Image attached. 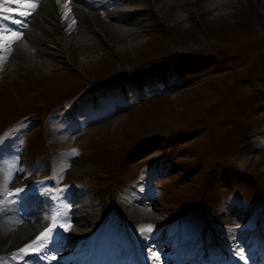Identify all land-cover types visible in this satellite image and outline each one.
Returning a JSON list of instances; mask_svg holds the SVG:
<instances>
[{"label":"rangeland","instance_id":"obj_1","mask_svg":"<svg viewBox=\"0 0 264 264\" xmlns=\"http://www.w3.org/2000/svg\"><path fill=\"white\" fill-rule=\"evenodd\" d=\"M139 1L148 10L123 28L134 34L116 37L88 14L76 25L90 53L0 71V213L25 192L16 189L33 190L49 208L43 228L53 217L61 224L51 187L71 188L99 228L80 237L60 229L59 240L81 247L101 233L102 260L126 246L134 257L136 248L167 253L147 245L168 229L173 243L199 248L264 217V0ZM42 29L37 42L58 39L56 27ZM140 199L160 211L135 220ZM131 224L153 225L151 238L133 236ZM8 256L0 264L21 260Z\"/></svg>","mask_w":264,"mask_h":264},{"label":"bare ground","instance_id":"obj_2","mask_svg":"<svg viewBox=\"0 0 264 264\" xmlns=\"http://www.w3.org/2000/svg\"><path fill=\"white\" fill-rule=\"evenodd\" d=\"M151 1L155 4L158 0ZM31 2H36L37 7L35 11L27 17V27L20 29L23 32V37L13 44L10 51L7 53L0 47V71H2V73L7 71L12 72L19 66L40 69L45 66L47 58H62L65 50L70 52L72 58L78 53H90L93 46L85 42L88 41L87 39L79 36V28L77 27L78 25H76V22L85 20L88 14H91L93 17H100L103 23L109 21L110 29L114 31L115 36L124 39L126 36L135 33H130L129 30H126L129 28L128 26L139 24V21L129 18L148 10V7L142 6L139 0H31ZM166 2L168 6H171L172 0H166ZM66 4L67 8H65ZM115 4L120 8L109 10V7ZM130 4L135 7L130 13H125L121 7ZM220 5L218 4V6ZM6 6L17 7L12 4ZM64 12H69L67 19H62V13ZM81 14L83 17L80 18ZM17 18L24 19L20 17ZM73 19L75 20V24L69 28ZM127 19L128 21L126 22ZM122 24H124L125 27H123L124 25ZM49 25L56 27L54 32L59 33L58 39L48 40L46 38H41L39 40L40 42H37L34 35L43 30V26ZM4 26L12 29L19 28L18 25L12 24L11 21L0 20V27ZM88 29L90 32H93L91 27H88ZM141 31L145 32L146 30L143 29ZM136 34L139 33L137 32ZM73 36L76 37L74 38ZM47 41H52L54 46L49 45ZM85 58V55L79 58L80 66H84ZM69 198L72 209L70 206L67 210L60 211L64 219H70L71 221L72 227L67 234L80 237L85 234L86 230L98 231L99 225L97 223L95 224V214L90 209H84L82 211L74 210V207L80 205L83 199L79 198L77 194H71ZM150 200L146 201L140 199L133 202L130 214L135 220L143 218L152 219L153 216L160 211L159 207ZM25 204V206L19 203L9 204L5 206L0 213V254L14 253L19 245L36 238L42 231V217L47 213L46 209L38 199H30L25 201ZM67 244L65 241L50 243L49 248L42 254L48 257L51 255L56 256L60 254L58 252H65L61 250H68L70 248ZM165 244H169L168 240L163 236H158L147 245V248L153 251L155 245L161 247ZM205 246L208 247L207 251L211 252V255L215 253L216 255L220 254L219 262L225 253H230L232 254V261L237 264H257L253 254H255V251H264V228L261 227L260 232L254 231L251 233L250 231L243 232L241 230H235L228 235H218L214 241L207 243ZM171 247L172 249L168 251ZM164 250L167 252V255L170 254V256H172V259H174L173 254L180 257L179 253L173 251L174 248L172 244L165 247ZM180 250L182 251V259L180 262H177L176 259L174 264H184V256H190L198 252L192 257L195 258L199 256L201 251L200 248H191L190 245L185 247L183 243H180ZM157 253L162 257L164 255L161 251ZM30 263L66 264L60 261L55 263L45 262V260L41 261L37 259L35 255L26 257L24 260H17L15 264ZM149 264H167V262L161 258L152 256Z\"/></svg>","mask_w":264,"mask_h":264},{"label":"snow or ice","instance_id":"obj_3","mask_svg":"<svg viewBox=\"0 0 264 264\" xmlns=\"http://www.w3.org/2000/svg\"><path fill=\"white\" fill-rule=\"evenodd\" d=\"M9 4L16 5L17 7L6 6ZM36 7L37 3L31 2V0H0V20L11 21L12 24L19 26L17 29H12L7 26L0 27V47H2L6 53L10 51L13 44L23 37V32L20 29L27 27L26 19L35 11ZM65 8H67V4L65 5ZM69 12L62 13V19H67ZM17 17L24 19H19ZM74 24L75 20L73 19L72 24L69 25V28H71ZM2 149L3 142H0V158H2ZM22 191H26V189H16L14 194L19 195ZM64 191H66L65 188H61L59 190L61 193ZM53 221H55V217H53ZM54 227H59L63 232H68L72 225L70 219H65V221L59 225L54 224ZM54 227H50L44 232H41L34 240L18 249L12 258L16 259L19 257L21 260H24L26 257L35 255L37 259L41 261L48 258L55 260V255L48 257L42 254L46 249L49 248L50 243L55 239ZM153 230L154 226L151 224L141 225L138 229L141 238L144 240L151 238L150 234L153 232Z\"/></svg>","mask_w":264,"mask_h":264},{"label":"trees","instance_id":"obj_4","mask_svg":"<svg viewBox=\"0 0 264 264\" xmlns=\"http://www.w3.org/2000/svg\"><path fill=\"white\" fill-rule=\"evenodd\" d=\"M163 27H166L165 29H163V30L166 32V33H164V35H169L171 29H169V28H168L167 26H165V25H163L162 28H163ZM161 31H162V30H161Z\"/></svg>","mask_w":264,"mask_h":264}]
</instances>
